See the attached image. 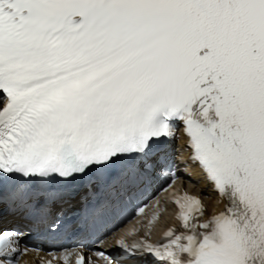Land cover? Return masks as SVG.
I'll return each instance as SVG.
<instances>
[{
  "label": "snow or ice",
  "instance_id": "snow-or-ice-1",
  "mask_svg": "<svg viewBox=\"0 0 264 264\" xmlns=\"http://www.w3.org/2000/svg\"><path fill=\"white\" fill-rule=\"evenodd\" d=\"M178 133L222 207L173 196L159 239L96 260L264 264V0H0V264L26 235L9 221L79 228L53 208L132 198Z\"/></svg>",
  "mask_w": 264,
  "mask_h": 264
},
{
  "label": "bare ground",
  "instance_id": "bare-ground-1",
  "mask_svg": "<svg viewBox=\"0 0 264 264\" xmlns=\"http://www.w3.org/2000/svg\"><path fill=\"white\" fill-rule=\"evenodd\" d=\"M193 171H194L195 176L197 177L196 170H193ZM194 188L205 194V200L207 204L212 203L210 196H207V194L210 193L209 188H207L202 181H199L197 184H195Z\"/></svg>",
  "mask_w": 264,
  "mask_h": 264
}]
</instances>
